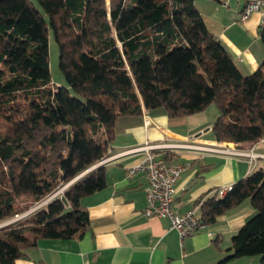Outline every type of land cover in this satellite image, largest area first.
<instances>
[{"label": "trees", "instance_id": "1", "mask_svg": "<svg viewBox=\"0 0 264 264\" xmlns=\"http://www.w3.org/2000/svg\"><path fill=\"white\" fill-rule=\"evenodd\" d=\"M51 33L67 87L53 85ZM260 36L264 45V20ZM211 105L218 143L264 138V62L243 75L195 0H110L109 11L106 0H0V224L23 216L0 227V264H15L41 239L85 235L81 200L107 186L99 164L120 117L140 116L144 106L180 119ZM246 200L256 214L219 264H264V169L222 198L207 196L201 220L215 224Z\"/></svg>", "mask_w": 264, "mask_h": 264}, {"label": "crops", "instance_id": "2", "mask_svg": "<svg viewBox=\"0 0 264 264\" xmlns=\"http://www.w3.org/2000/svg\"><path fill=\"white\" fill-rule=\"evenodd\" d=\"M248 1L195 0L210 33L226 47L245 76L264 62L261 14L240 21ZM218 116L217 106L211 105L180 119H171L163 109L148 111L144 106L140 116L120 117L112 146V155L118 156L104 164L107 186L81 200L89 214L85 235L73 240L41 239L15 264H219L232 255L233 237L256 214L250 200L227 211L215 224L181 238L168 219L143 214L148 177L143 173L129 176L128 171L143 161L144 152L122 154L147 144L190 143L234 146L259 155L250 159L203 149L177 150L176 161L185 170L176 185L174 210L182 215L197 209L207 196L264 169V138L255 146L218 143L212 136ZM225 264H260V258H239Z\"/></svg>", "mask_w": 264, "mask_h": 264}, {"label": "built area", "instance_id": "3", "mask_svg": "<svg viewBox=\"0 0 264 264\" xmlns=\"http://www.w3.org/2000/svg\"><path fill=\"white\" fill-rule=\"evenodd\" d=\"M254 13L261 14L264 20V0H250L246 3L243 9L240 21L246 22ZM196 150L203 149L210 153L224 154L227 156H236L254 159L258 157L254 151L246 152L236 150L234 146H210L202 147L195 144L185 143L178 145L155 144L145 145L138 149L126 151L122 154L128 155L131 153L144 152L143 161L129 169V176H134L137 173L146 174L148 177V186L146 192V207L143 214L146 217L166 218L171 223V228L178 231L181 238L191 236L198 232L204 225L201 220L202 203L198 205L197 209L188 211L184 214H178L174 210L176 200V185L185 170V165L179 163L177 160V150ZM112 156L103 160L99 165L105 164L110 160L117 158ZM231 187L220 189L215 195L216 197H224ZM54 197V196H53ZM52 197V198H53ZM50 198V199H52ZM48 199L45 204L50 200Z\"/></svg>", "mask_w": 264, "mask_h": 264}, {"label": "rangeland", "instance_id": "4", "mask_svg": "<svg viewBox=\"0 0 264 264\" xmlns=\"http://www.w3.org/2000/svg\"><path fill=\"white\" fill-rule=\"evenodd\" d=\"M106 4H107L108 11H109L110 10V0H106ZM49 40H50V43H49V55H50L49 64H50V72H51V78H52V81H53V85H56L58 87H67V84L65 82V79H64L61 71H60V66H59V62H60V51H59L58 45L56 44V42L54 40V36H53L52 33L50 34ZM71 93L73 94L72 91H71ZM112 156H115V155H112V152H111V155L108 157V159L111 158ZM106 160H107V158H106ZM110 161H112V160H110ZM101 165H104V164H101ZM65 188L66 187L61 188L60 190H58V192H56L54 194V197H56L58 195L62 196V193H63V191H64ZM45 202L42 203V204H40V205H38V206H34L31 209L30 213L33 212V211H35L39 207L45 205ZM199 211H200V208H199ZM28 214H25L24 216H26ZM22 217H18L16 219L11 220V221L2 223V224H0V227L5 226V225H8V224H10V223H12L14 221H17V220H19Z\"/></svg>", "mask_w": 264, "mask_h": 264}]
</instances>
